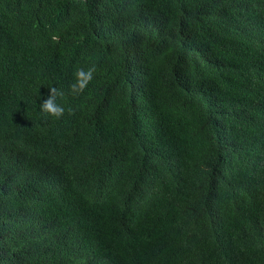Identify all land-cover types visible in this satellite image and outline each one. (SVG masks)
<instances>
[{"label": "trees", "instance_id": "trees-1", "mask_svg": "<svg viewBox=\"0 0 264 264\" xmlns=\"http://www.w3.org/2000/svg\"><path fill=\"white\" fill-rule=\"evenodd\" d=\"M0 264H264V0H0Z\"/></svg>", "mask_w": 264, "mask_h": 264}]
</instances>
